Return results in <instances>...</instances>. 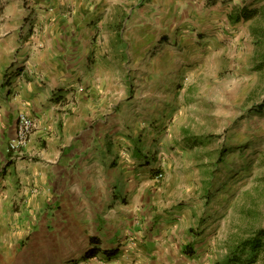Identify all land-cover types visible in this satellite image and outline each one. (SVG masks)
Wrapping results in <instances>:
<instances>
[{
  "label": "rangeland",
  "instance_id": "obj_1",
  "mask_svg": "<svg viewBox=\"0 0 264 264\" xmlns=\"http://www.w3.org/2000/svg\"><path fill=\"white\" fill-rule=\"evenodd\" d=\"M17 1L29 3L0 0L1 86L18 64V31L27 20L13 9ZM260 2L248 0L246 9L257 13L239 21L234 17L240 8L220 10L214 20L185 12L178 27L165 25L167 33H161L173 58L160 57L154 66L159 45L139 56L144 37L158 27L138 23L129 30L122 19L117 29L134 42L121 58L120 74L102 70L95 81L84 80V100L94 109L82 126L84 169L95 155L101 159V147L112 152L119 146L132 152L143 174L133 183L105 181L102 189L89 177L72 180L68 195H55L50 226L37 217L33 229L23 232L18 225L28 218L0 217V264H264V237L254 255L242 247L264 228ZM145 3L171 16L166 11L172 4L164 0H135L133 7ZM116 165L106 166L107 178ZM94 238L101 252L89 256ZM187 247H193L191 255ZM105 249L118 254L108 260Z\"/></svg>",
  "mask_w": 264,
  "mask_h": 264
},
{
  "label": "crops",
  "instance_id": "obj_2",
  "mask_svg": "<svg viewBox=\"0 0 264 264\" xmlns=\"http://www.w3.org/2000/svg\"><path fill=\"white\" fill-rule=\"evenodd\" d=\"M27 1L26 6L20 1L14 3L13 9L27 20L18 31V64L10 67L5 85L1 86L0 81V217L28 218L18 225L23 232L33 229V218L42 217L49 226L53 224L55 214L52 219L47 215L54 206L55 195H68L74 179L83 182L89 177L101 188L105 181L115 184L123 179L124 183H133L143 174L145 168L137 167L132 152L119 146L112 152L101 147V159L95 155L96 159L84 169L82 126L84 118L91 119L89 114H94L93 107L84 100V80L95 81L93 78L102 70L106 74H120L117 68L124 64L121 58L129 56L126 47L134 42L117 29L122 19L129 30L136 29L138 23L141 28L148 23L158 27L155 35L149 33L144 37L139 56L144 58L146 52L159 45L157 55L151 58L150 64L154 66L160 57L173 58L174 51H168L165 45L168 37L161 33H167L165 27L169 24L178 27L185 12L197 10L201 17L214 20L220 10L229 14L237 8H249L248 0H164L172 4L166 11L171 13L168 16L164 8L158 11L160 6L151 3L134 8L135 0ZM157 1L160 0H152ZM1 48L7 50L6 46ZM21 113L29 116L35 127L28 143L11 152L9 142L17 136ZM116 162L118 166L109 169L107 178L106 166ZM128 190L125 187L123 191ZM114 191L110 189L113 200L120 202L121 194L115 197Z\"/></svg>",
  "mask_w": 264,
  "mask_h": 264
},
{
  "label": "trees",
  "instance_id": "obj_3",
  "mask_svg": "<svg viewBox=\"0 0 264 264\" xmlns=\"http://www.w3.org/2000/svg\"><path fill=\"white\" fill-rule=\"evenodd\" d=\"M256 13H257L256 11H251L249 9L242 8L236 13L237 16L234 18L238 21L241 19L246 20V19L253 18ZM258 109L261 110V108H258ZM257 236L258 237L255 238L254 240H250V241H248V243H246L244 246H242L244 249H250L251 251H253V255L256 254L255 252L261 246L260 240H261V238L264 237V228L258 230ZM96 240L97 239H95V238H94V240L92 239V245L94 247L89 252L91 254L89 256H95L101 252L99 242ZM191 248L192 249L190 251H189L188 247L185 249V251L188 252L190 255L192 254V252L194 250L193 247H191ZM102 252L105 254V256L108 260L113 259L118 254V251H115V249H110V250L105 249V250H102ZM85 256L89 257L87 254Z\"/></svg>",
  "mask_w": 264,
  "mask_h": 264
},
{
  "label": "built area",
  "instance_id": "obj_4",
  "mask_svg": "<svg viewBox=\"0 0 264 264\" xmlns=\"http://www.w3.org/2000/svg\"><path fill=\"white\" fill-rule=\"evenodd\" d=\"M35 123L25 113H21L17 121V136L9 142V150L14 152L25 146L34 130Z\"/></svg>",
  "mask_w": 264,
  "mask_h": 264
},
{
  "label": "clouds",
  "instance_id": "obj_5",
  "mask_svg": "<svg viewBox=\"0 0 264 264\" xmlns=\"http://www.w3.org/2000/svg\"><path fill=\"white\" fill-rule=\"evenodd\" d=\"M12 152V151H11Z\"/></svg>",
  "mask_w": 264,
  "mask_h": 264
}]
</instances>
